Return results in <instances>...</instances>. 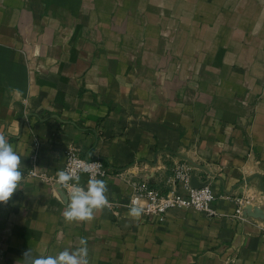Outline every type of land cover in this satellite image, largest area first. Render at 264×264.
Listing matches in <instances>:
<instances>
[{"label": "crops", "instance_id": "crops-1", "mask_svg": "<svg viewBox=\"0 0 264 264\" xmlns=\"http://www.w3.org/2000/svg\"><path fill=\"white\" fill-rule=\"evenodd\" d=\"M0 132L23 173L0 264L81 237L90 264H264V0H0ZM71 146L108 170L91 221L66 223L64 190L28 174L37 156L56 178ZM177 164L218 215L129 216L126 178L164 188Z\"/></svg>", "mask_w": 264, "mask_h": 264}, {"label": "clouds", "instance_id": "clouds-1", "mask_svg": "<svg viewBox=\"0 0 264 264\" xmlns=\"http://www.w3.org/2000/svg\"><path fill=\"white\" fill-rule=\"evenodd\" d=\"M14 95H20L19 89L11 90ZM99 164L96 162H78L75 166L56 173V183L66 189L65 208L62 216L66 223L91 221L95 213L104 208H112L108 199V187L104 180L97 179ZM21 169V157L14 150L9 138L0 132V203H7L20 186L23 178ZM89 173L87 187L80 183V173ZM128 215L139 218L145 211L137 199L130 203ZM87 239H79V247L74 250L65 248L55 255L33 256L29 249L24 253L23 264H90Z\"/></svg>", "mask_w": 264, "mask_h": 264}, {"label": "built area", "instance_id": "built-area-1", "mask_svg": "<svg viewBox=\"0 0 264 264\" xmlns=\"http://www.w3.org/2000/svg\"><path fill=\"white\" fill-rule=\"evenodd\" d=\"M32 159V168L29 169L28 174L52 184L56 183L57 177L50 178L45 172L39 170L37 156ZM78 162L98 163L100 166L99 172L103 175H97V179L105 177L108 173L105 164L101 160L82 157L74 146L67 148L63 170L75 166ZM191 173V169L185 164H177L173 168V174L168 178L164 188H156L151 186L148 180H137L135 176H128L126 179L133 189V195L127 206L130 205L133 199H137L144 207L146 215L158 216L162 220L172 209H193L209 217L217 216L218 212L213 207L215 197L211 185H194ZM82 176H86L88 182L89 173L81 172L80 178ZM81 185L87 187V184L81 183ZM63 190L65 193L67 192L66 189ZM235 200L238 205L235 216L240 220H245L248 214L247 204L249 201L243 197Z\"/></svg>", "mask_w": 264, "mask_h": 264}]
</instances>
